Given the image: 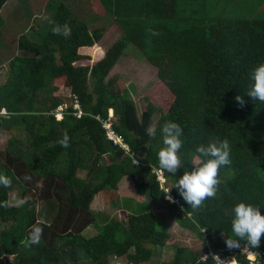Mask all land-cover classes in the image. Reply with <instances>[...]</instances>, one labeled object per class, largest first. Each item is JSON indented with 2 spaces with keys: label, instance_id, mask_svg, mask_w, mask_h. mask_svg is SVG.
<instances>
[{
  "label": "trees",
  "instance_id": "obj_1",
  "mask_svg": "<svg viewBox=\"0 0 264 264\" xmlns=\"http://www.w3.org/2000/svg\"><path fill=\"white\" fill-rule=\"evenodd\" d=\"M6 2L0 0V10ZM20 2L12 26L20 29L24 23L16 35L24 54L7 58L6 79L0 81V108L8 112L0 116V132L15 129L19 134H11L0 149V174L12 179L10 188L0 186V202L7 201L9 190L23 196L31 191L48 202V211L37 212L28 200L0 207V223L7 224L0 229V264H109L115 257L130 264L151 261L169 236L153 211L132 213L126 221L111 218L96 223L95 234H82L83 227L96 221L90 209L93 197L116 189L124 176L132 179L137 193L149 196L202 241L197 249L174 245L168 264H214L210 252L219 253L228 237L236 238L231 226L236 204L259 207L264 215V103L244 95L254 83L251 73L264 64V12L246 8L244 0H99L105 13L96 17H111L122 33L88 66L75 64L86 57L79 48L98 42L111 21L99 26L98 19L76 16L73 0H46L38 18L30 6L39 0ZM31 18L42 24L37 36L28 38ZM3 23L0 18V37ZM65 24L71 29L68 37L53 34L54 25ZM129 43L156 67L173 95L155 124V106L148 102L138 110L123 81L109 76ZM65 88L76 95L82 112L76 116L77 109L70 106L56 119L53 108ZM237 95H244L243 107ZM108 108L116 116L111 127L128 149L109 138L102 125ZM166 121L183 128L182 166L175 176L162 171L159 179L160 127ZM150 125L157 127L155 138L146 132ZM24 131L29 142L20 136ZM65 132L67 148L58 143ZM225 138L232 162L219 170L217 196L194 210L174 186L185 171L200 166L198 145ZM82 170L85 177L78 174ZM25 174L31 175L30 182L23 180ZM164 188H172L175 202L165 198ZM40 219L45 221L41 243L26 246L31 226ZM240 245L264 253V235L257 249L244 240ZM233 251L241 264H248L239 248ZM234 253L224 249V254Z\"/></svg>",
  "mask_w": 264,
  "mask_h": 264
},
{
  "label": "rangeland",
  "instance_id": "obj_2",
  "mask_svg": "<svg viewBox=\"0 0 264 264\" xmlns=\"http://www.w3.org/2000/svg\"><path fill=\"white\" fill-rule=\"evenodd\" d=\"M21 0H7V2L2 6L0 10V18L4 19L2 25V34L0 37V81L6 79L7 74V58L15 54H24V50L19 48V45L16 44V35L20 33L24 28V23H22V28L18 29L15 26H12L14 22V13L18 4H21ZM46 0H39L38 4L34 3V0H31L35 5H31V11L33 17H40L44 13L43 3ZM99 0H73L74 12L78 17H87L91 16L89 20H97L99 17H96L98 13H105L104 10L98 3ZM87 3V4H85ZM37 17V18H38ZM93 20V21H94ZM101 21L99 26H103L106 23V20L111 21L104 28V33L101 39L96 42L90 48H79V52L85 55L86 57L76 62V65H88L92 66L96 61L101 59L104 56L105 51L109 46H111L115 40L121 35L122 29L119 24L112 20L111 17L106 16L103 19H98ZM42 24L41 21L31 18L30 22L27 24L28 29V38H33L37 36L39 31V24ZM26 29V30H27ZM32 29V30H31ZM12 30V31H11ZM31 30V32H30ZM37 31V32H36ZM16 33V34H15ZM109 76L119 77L123 81L124 87L128 89L127 96L134 99L137 103L138 110L141 106L145 105L148 102H151L155 106V112L152 115L151 124H155L159 118V115L164 113L170 103L173 100V95L167 89L168 87L159 80L157 75V69L153 66L142 52L132 43H129L125 48L121 56L116 60L113 65V68L109 72ZM160 81V82H159ZM120 87V86H119ZM122 88V87H121ZM74 95L70 89H64L59 94V105L53 108V113L56 119H59L65 109L72 107L73 109L79 108L74 102ZM146 98V99H145ZM81 108V107H80ZM73 114L78 116L80 113L74 111ZM113 109H107V116L110 118L106 121H103L102 125L107 129L109 138V130L112 129L111 123L116 119V116L113 114ZM3 110L0 108V116H4ZM19 134L15 129L10 132L1 130L0 132V149H3L6 143L7 138L11 134ZM20 136L26 141H30V136L28 132H22ZM120 140V138H119ZM122 145L125 147L123 142ZM106 160L110 161V157L106 152H102ZM197 158L193 159V162L196 163ZM81 177L86 176V171H79L78 173ZM158 178L161 179V174L158 175ZM107 192L96 194L91 203L90 209L93 211L96 217V221L93 224H89L83 227V235H92L95 234V224L97 226L103 225L109 219H116L119 221H126L128 216L132 213H139L141 211H153L157 217V223L164 229L168 230V239L166 241V247L158 251V254L154 253L151 257V261L145 262L144 264H168L171 259L172 251L174 245L180 246H189L193 249L200 248L202 241L196 235L195 232L189 228L181 226L179 223L174 221L170 216H167L166 210L158 207L157 202L151 199L149 196L141 195L136 192L133 181L130 177L124 176L117 182L116 189H107ZM32 195L31 191L26 192L23 195L19 194L17 190H9L7 202L10 205H18L16 203L17 199H27L34 205L35 210L38 211H48L46 210V205L48 202L38 199V195ZM43 199L45 197L43 196ZM161 217V218H160ZM7 224L0 223V229L5 228ZM8 259H11L10 255L6 256ZM214 264H230L233 262L228 255H220L219 257H214ZM109 264H127L124 257H115L109 259ZM195 264H198L197 262Z\"/></svg>",
  "mask_w": 264,
  "mask_h": 264
},
{
  "label": "clouds",
  "instance_id": "obj_3",
  "mask_svg": "<svg viewBox=\"0 0 264 264\" xmlns=\"http://www.w3.org/2000/svg\"><path fill=\"white\" fill-rule=\"evenodd\" d=\"M149 31L152 35H159V33L152 31L151 29ZM52 32L54 35H64L65 37H68L71 33V29L67 24H65L63 28H61L60 25H54ZM251 79L254 83L251 84L244 95H247L253 101L264 103V64L258 65L253 70L251 73ZM244 95H237L235 97L236 102L241 107L245 104ZM2 108L6 111L4 114L7 115V110L4 107ZM110 118L107 116L108 120ZM146 132L148 136L155 138L157 135L156 125H150L146 129ZM160 133L164 147H162L158 153L159 168L161 170H158V173L161 174L162 171H166L175 176L178 169L182 166L180 150L184 143L182 139V136L184 135L183 128L176 122L166 121L160 127ZM117 138L120 137L118 136ZM116 142H122L121 138ZM58 143L64 148L70 147V138L67 132L64 133L63 138L59 140ZM125 149H128L126 144ZM196 152L203 158L200 166L194 168L190 172L185 171L174 186L183 200L194 210L201 208L206 199L215 198L217 196L219 185L221 184V180L218 176L219 170L230 165L232 162L230 158L231 146L226 138L223 140L216 139L210 141L206 146L200 144L196 147ZM23 180L30 182L32 177L29 174H25ZM11 185L12 179L7 175L0 174V186L10 188ZM171 189L164 188L163 193L166 199L170 202H175L174 198L170 195ZM16 203L18 205H23L24 203H27V199H17ZM8 206L9 203L7 201L0 202V207ZM233 211L234 218L231 222V226L232 232L236 238L233 239L228 237L225 241L226 246L229 249L240 248V241L244 240L250 247L256 249L259 248L261 237L264 235V215L261 214L260 208L240 202L235 205ZM42 225H45V221L40 219L31 226V229L25 238L26 246L31 247L41 243L43 235ZM226 246H224V248ZM214 254L220 256V253ZM235 261L238 260L236 259Z\"/></svg>",
  "mask_w": 264,
  "mask_h": 264
},
{
  "label": "built area",
  "instance_id": "obj_4",
  "mask_svg": "<svg viewBox=\"0 0 264 264\" xmlns=\"http://www.w3.org/2000/svg\"><path fill=\"white\" fill-rule=\"evenodd\" d=\"M74 102L79 107V108H75V109H77V112L81 113L82 111H81V108H80V105H79V102H78L76 96L74 97ZM2 110H3L4 113L6 112L3 108H2ZM109 134H111V138L112 139H114L115 141H119V138H117L118 136L114 132L113 129L109 130ZM240 247H241V245H240ZM224 249L226 251H228L229 253H234V251H233L234 248L233 249H229L228 247H225ZM224 249L221 250L219 253H220V255H228V256H230L231 260L233 261V262H230V264H232V263L241 264L239 260L235 261L236 259H234V258H237L236 257L237 251L234 254H224ZM239 252L242 255L245 256V259L247 260L248 264H264V253L263 252H259V251H256V250H251V249L248 248V246H243V247L239 248ZM209 255H213L215 257H219V255H215L212 252H210Z\"/></svg>",
  "mask_w": 264,
  "mask_h": 264
},
{
  "label": "crops",
  "instance_id": "obj_5",
  "mask_svg": "<svg viewBox=\"0 0 264 264\" xmlns=\"http://www.w3.org/2000/svg\"><path fill=\"white\" fill-rule=\"evenodd\" d=\"M244 4L246 5V8H258L264 12V0H244Z\"/></svg>",
  "mask_w": 264,
  "mask_h": 264
},
{
  "label": "water",
  "instance_id": "obj_6",
  "mask_svg": "<svg viewBox=\"0 0 264 264\" xmlns=\"http://www.w3.org/2000/svg\"><path fill=\"white\" fill-rule=\"evenodd\" d=\"M184 219L187 220V221H189V222L192 221L191 219H189V218H187V217H185Z\"/></svg>",
  "mask_w": 264,
  "mask_h": 264
}]
</instances>
